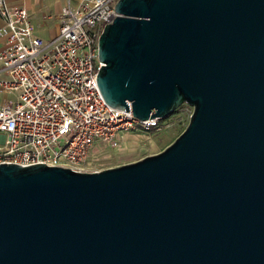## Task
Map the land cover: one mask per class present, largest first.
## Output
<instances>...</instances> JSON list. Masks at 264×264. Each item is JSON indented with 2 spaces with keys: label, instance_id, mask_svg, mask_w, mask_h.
<instances>
[{
  "label": "water",
  "instance_id": "95a60500",
  "mask_svg": "<svg viewBox=\"0 0 264 264\" xmlns=\"http://www.w3.org/2000/svg\"><path fill=\"white\" fill-rule=\"evenodd\" d=\"M105 102L194 107L162 152L93 172L0 164V264H264V0H118Z\"/></svg>",
  "mask_w": 264,
  "mask_h": 264
},
{
  "label": "built area",
  "instance_id": "2783aa9c",
  "mask_svg": "<svg viewBox=\"0 0 264 264\" xmlns=\"http://www.w3.org/2000/svg\"><path fill=\"white\" fill-rule=\"evenodd\" d=\"M118 0L64 7L59 33H35L25 6L0 0V164H52L84 172L94 145L117 146L122 133L161 127L110 107L97 83L99 38L118 16ZM188 106L192 115L194 107Z\"/></svg>",
  "mask_w": 264,
  "mask_h": 264
},
{
  "label": "rangeland",
  "instance_id": "374dc122",
  "mask_svg": "<svg viewBox=\"0 0 264 264\" xmlns=\"http://www.w3.org/2000/svg\"><path fill=\"white\" fill-rule=\"evenodd\" d=\"M190 118L188 106L184 103L172 115L161 120L160 128L124 132L117 146L98 140L84 164V169L87 172L100 171L158 154L187 128Z\"/></svg>",
  "mask_w": 264,
  "mask_h": 264
},
{
  "label": "crops",
  "instance_id": "0c3cea01",
  "mask_svg": "<svg viewBox=\"0 0 264 264\" xmlns=\"http://www.w3.org/2000/svg\"><path fill=\"white\" fill-rule=\"evenodd\" d=\"M11 5L25 6L30 14L35 33L45 40L52 39L59 33L61 13L64 7H77L82 0H8ZM3 20L0 17V28ZM5 45V38L0 34V51ZM11 96L0 92V99ZM123 134V133H122Z\"/></svg>",
  "mask_w": 264,
  "mask_h": 264
}]
</instances>
